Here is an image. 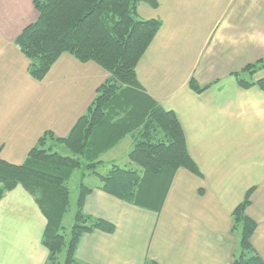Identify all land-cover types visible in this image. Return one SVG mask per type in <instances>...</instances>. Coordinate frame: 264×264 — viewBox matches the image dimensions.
<instances>
[{"label": "crops", "instance_id": "crops-1", "mask_svg": "<svg viewBox=\"0 0 264 264\" xmlns=\"http://www.w3.org/2000/svg\"><path fill=\"white\" fill-rule=\"evenodd\" d=\"M209 3L221 12L196 68L195 59L180 68L185 60L165 24L137 67L147 92L176 113L202 176L178 169L160 212L110 195L100 182L89 186L85 211L116 229L82 235V264H233L240 235L232 212L253 186L247 214L258 227L251 241L264 260V90L241 87L233 74L264 59V0ZM37 17L34 0H0V157L18 164L45 131L67 135L109 75L64 53L43 80L34 79L15 39ZM194 76L213 84L198 93L189 84ZM262 78L264 67L249 80ZM46 224L22 185L8 192L0 201V264H45Z\"/></svg>", "mask_w": 264, "mask_h": 264}, {"label": "trees", "instance_id": "trees-1", "mask_svg": "<svg viewBox=\"0 0 264 264\" xmlns=\"http://www.w3.org/2000/svg\"><path fill=\"white\" fill-rule=\"evenodd\" d=\"M140 1L158 5L157 0H34L38 17L15 39L29 60L30 75L38 81L64 53L81 62L94 61L109 73L67 135L58 137L52 130L45 131L23 163L0 157V201L22 185L47 219L42 236L49 251L45 264H58L66 245L64 264H82L76 256L82 235L116 229L114 223L85 211L93 188L82 183L71 237L66 242L63 219L70 209L69 180L76 168L98 174V187L108 194L156 212L162 210L178 169L185 167L202 176L176 113L150 95L139 79L138 64L163 24L158 18H137ZM262 67L264 59L233 74L241 87L257 85L264 90V78L250 81L243 77L244 72L253 76ZM189 84L201 93L213 83L200 85L191 77ZM128 135L134 142L129 158L138 167L114 163L108 173H98L102 156ZM62 147L70 154L61 153L58 148ZM255 188L246 192L232 212L233 230L240 235L233 264H264L251 241L258 224L247 214ZM146 264L160 263L148 259Z\"/></svg>", "mask_w": 264, "mask_h": 264}, {"label": "rangeland", "instance_id": "rangeland-1", "mask_svg": "<svg viewBox=\"0 0 264 264\" xmlns=\"http://www.w3.org/2000/svg\"><path fill=\"white\" fill-rule=\"evenodd\" d=\"M158 5L141 1L139 4V10L137 18L149 19L158 18L166 30V34L172 42H176L175 49L179 51L180 55L185 60L179 64L180 68H188L194 63L195 68L201 62L200 54L209 44L213 34L216 16L221 12L220 7H210V0H157ZM162 24V26H163ZM162 28V27H161ZM159 33V32H158ZM180 35V37H179ZM164 36V35H162ZM192 52L194 55H192ZM199 59V60H198ZM249 72H244L243 77L251 79ZM195 77V76H194ZM191 79V78H190ZM97 92L89 102L90 104L94 100ZM88 105V107L90 106ZM87 107V108H88ZM87 109L82 113H86ZM55 133V132H54ZM60 137V135L55 134ZM133 138L126 136L116 147L107 151L103 156L104 162L98 166V173L104 175L108 173L112 164L116 163L122 167H138L136 163H132L129 158V153L133 150L132 144ZM60 146H65L60 144ZM54 149H56L54 147ZM61 153L70 154V152L62 147L58 148ZM100 178L98 174L88 173L85 167L76 168L69 180V186L71 191V205L69 211L66 213L63 219V224L66 231V242L69 243L71 237V228L74 223L75 214L77 210V201L81 189V184L86 186H92L95 183H99ZM68 245L60 253V262L58 264H64L67 255Z\"/></svg>", "mask_w": 264, "mask_h": 264}]
</instances>
